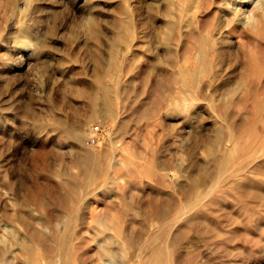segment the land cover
Listing matches in <instances>:
<instances>
[{
	"label": "rangeland",
	"instance_id": "rangeland-1",
	"mask_svg": "<svg viewBox=\"0 0 264 264\" xmlns=\"http://www.w3.org/2000/svg\"><path fill=\"white\" fill-rule=\"evenodd\" d=\"M0 260L264 264V0H0Z\"/></svg>",
	"mask_w": 264,
	"mask_h": 264
},
{
	"label": "built area",
	"instance_id": "built-area-1",
	"mask_svg": "<svg viewBox=\"0 0 264 264\" xmlns=\"http://www.w3.org/2000/svg\"><path fill=\"white\" fill-rule=\"evenodd\" d=\"M100 139H101V133L97 129L96 131H94V133H91L87 137V142L89 144H98V141H100Z\"/></svg>",
	"mask_w": 264,
	"mask_h": 264
},
{
	"label": "bare ground",
	"instance_id": "bare-ground-1",
	"mask_svg": "<svg viewBox=\"0 0 264 264\" xmlns=\"http://www.w3.org/2000/svg\"><path fill=\"white\" fill-rule=\"evenodd\" d=\"M251 17H252V16H251ZM251 17H250V18H251ZM253 17H254V16H253ZM252 19H253V18H252ZM245 20H246V18H245ZM28 248H29V247H28ZM29 253H30L31 262H32L33 260L35 261L36 258H37V260H39L38 257H37L38 255L36 254V250H35V248L30 249V250H29ZM37 260H36V261H37ZM0 261H1V260H0ZM34 261H33V262H34ZM2 264H3V262H2ZM7 264H8V263H7ZM33 264H35V263H33Z\"/></svg>",
	"mask_w": 264,
	"mask_h": 264
}]
</instances>
